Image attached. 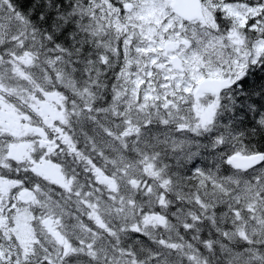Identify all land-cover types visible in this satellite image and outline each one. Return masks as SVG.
Instances as JSON below:
<instances>
[{
  "label": "snow or ice",
  "instance_id": "snow-or-ice-1",
  "mask_svg": "<svg viewBox=\"0 0 264 264\" xmlns=\"http://www.w3.org/2000/svg\"><path fill=\"white\" fill-rule=\"evenodd\" d=\"M0 264H264V0H0Z\"/></svg>",
  "mask_w": 264,
  "mask_h": 264
}]
</instances>
